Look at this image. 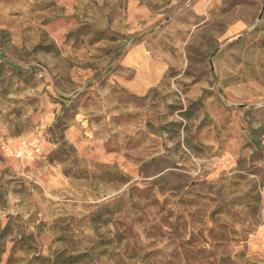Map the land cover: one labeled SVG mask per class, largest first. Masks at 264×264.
Masks as SVG:
<instances>
[{
    "label": "rangeland",
    "instance_id": "rangeland-1",
    "mask_svg": "<svg viewBox=\"0 0 264 264\" xmlns=\"http://www.w3.org/2000/svg\"><path fill=\"white\" fill-rule=\"evenodd\" d=\"M0 264H264V0H0Z\"/></svg>",
    "mask_w": 264,
    "mask_h": 264
},
{
    "label": "built area",
    "instance_id": "built-area-1",
    "mask_svg": "<svg viewBox=\"0 0 264 264\" xmlns=\"http://www.w3.org/2000/svg\"><path fill=\"white\" fill-rule=\"evenodd\" d=\"M38 151L32 148L27 142H21L20 145L18 146L16 150V155L18 157H26L28 159H33L34 158V153Z\"/></svg>",
    "mask_w": 264,
    "mask_h": 264
}]
</instances>
